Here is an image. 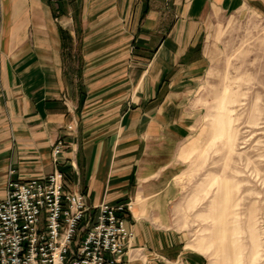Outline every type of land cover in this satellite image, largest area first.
I'll return each instance as SVG.
<instances>
[{
  "label": "crops",
  "instance_id": "obj_1",
  "mask_svg": "<svg viewBox=\"0 0 264 264\" xmlns=\"http://www.w3.org/2000/svg\"><path fill=\"white\" fill-rule=\"evenodd\" d=\"M231 1L0 0V198L58 167L89 205L133 202L122 264H206L174 206L209 19Z\"/></svg>",
  "mask_w": 264,
  "mask_h": 264
},
{
  "label": "rangeland",
  "instance_id": "obj_2",
  "mask_svg": "<svg viewBox=\"0 0 264 264\" xmlns=\"http://www.w3.org/2000/svg\"><path fill=\"white\" fill-rule=\"evenodd\" d=\"M213 11L175 219L206 264H264V0Z\"/></svg>",
  "mask_w": 264,
  "mask_h": 264
},
{
  "label": "built area",
  "instance_id": "obj_3",
  "mask_svg": "<svg viewBox=\"0 0 264 264\" xmlns=\"http://www.w3.org/2000/svg\"><path fill=\"white\" fill-rule=\"evenodd\" d=\"M64 144L55 143L56 165ZM65 179L57 167L44 178L7 184L0 198V264H122L135 237L126 226L133 202L89 205L82 193L65 188Z\"/></svg>",
  "mask_w": 264,
  "mask_h": 264
}]
</instances>
